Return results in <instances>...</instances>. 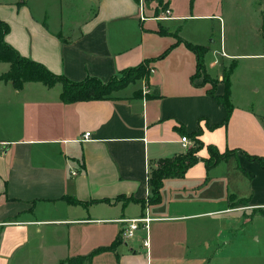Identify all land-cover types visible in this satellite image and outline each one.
<instances>
[{
  "label": "crops",
  "instance_id": "0c3cea01",
  "mask_svg": "<svg viewBox=\"0 0 264 264\" xmlns=\"http://www.w3.org/2000/svg\"><path fill=\"white\" fill-rule=\"evenodd\" d=\"M74 1L0 0V20L9 26L4 41L72 82L88 77L107 82L123 69L156 58L150 63L153 71L147 82L138 79L108 98L76 102L61 99L59 82L26 81L17 88L0 79V264L31 241L37 255L53 253V230L73 227L81 229L75 232L78 240L86 235L90 246L81 252L69 242L70 255L57 263L98 248L103 249L83 264L99 257H114L118 264L209 262L213 254L188 251L200 248L206 238L196 230L202 225L231 226L236 193L218 170L223 163L236 158L254 192L249 200L239 199L251 208L264 207V166L239 151L264 157V123L260 113L233 103L230 90L233 110L220 125L226 110L207 94V84L196 75L195 53L178 37L207 48L204 72L216 80V93L224 90L228 64L235 67L242 56L264 53L227 50L222 37L219 48L212 37L207 43L201 40L198 22L217 17L208 11L218 0H85L72 9ZM260 25L261 19L258 29ZM8 68V62H0V76ZM153 87L161 97L151 96ZM141 89L145 93L134 95ZM199 129L198 161L182 175L165 177L159 198L148 202L152 171L185 155L194 142L191 134ZM86 132L89 136L83 138ZM184 136L189 141L185 147ZM208 145L229 156L207 168ZM66 196L83 204H70ZM143 213L153 218L147 232L139 229L122 239L121 220ZM164 220L189 221L178 232H150L153 223ZM216 239L215 254L220 246Z\"/></svg>",
  "mask_w": 264,
  "mask_h": 264
},
{
  "label": "rangeland",
  "instance_id": "374dc122",
  "mask_svg": "<svg viewBox=\"0 0 264 264\" xmlns=\"http://www.w3.org/2000/svg\"><path fill=\"white\" fill-rule=\"evenodd\" d=\"M143 1L145 3L149 2V0ZM155 3H157V1L153 2V4ZM84 5L85 0H75L72 9ZM212 5V10L208 12L217 15V17H213L211 20H201L198 22L203 25V29L200 32L201 40L207 43L210 41L209 38L212 37L214 39V46L219 48L220 37H222L223 44H225L227 50L231 47L236 49V52L239 54H249L257 51L264 53V38L262 35L264 33H261L260 26L258 29V23L261 19L260 11L261 8H264V0H218L215 5L214 2ZM63 9L64 12L67 11L64 7ZM164 13L167 14V10H165ZM208 34L210 37H208ZM23 62V60H19V63ZM230 65L234 64H228V66ZM142 67H144L145 71H148V76L152 74L153 70L150 64H144ZM30 70L33 72L35 71L33 68ZM133 72L134 71H124L119 74L115 80L121 79L124 74ZM231 74L230 79L232 84L230 90L233 103L247 105L258 114L260 113L264 118V55L257 57L242 56V58L237 60L236 66ZM200 77L201 83L207 84L208 89H212L215 80L211 79L206 74H201ZM144 91L145 90L141 89L142 93H145ZM197 147L198 144L193 142L192 146L187 148L186 152ZM209 153L212 159L218 157L215 151H210ZM237 165L236 158L232 157L218 169H221L222 173L224 172L225 176L228 177L227 185H229L230 191L236 193L235 199L232 198L231 226L227 225L226 228H223V226L219 225V222L215 225L211 224L210 228H205L202 225L200 230H196L199 231L197 233L201 237L206 236V238L202 241L200 248L188 251V253L204 254V256L209 257L213 254L210 261L205 262V264H264V214H261V210H264V207L251 208L247 206L243 200L239 199L247 197L249 200L254 192L248 184L249 179L247 175L242 174L237 168ZM166 166L167 165L163 163L158 170L167 168ZM220 194L218 189H216L214 197L219 199L221 197ZM166 204L167 202L163 203V206ZM145 214L146 213H143L142 215ZM142 215L134 218H140ZM217 216L219 215L217 214ZM202 219L203 218L193 219V222H195L194 224L198 222L201 223ZM187 222L178 220L157 221L152 224L149 230L150 232L155 231L161 234L164 231L168 233L174 231L178 232L177 230ZM211 222L213 221L211 220ZM190 224L193 223L190 222ZM67 230H62L61 228L53 230L56 232L54 237L58 240H56L57 246L53 253H40L37 255L36 250H34V244L31 241L18 250V252H15L10 259H8V263L6 264H60V262L65 259H61L57 263L56 261L59 258L70 255L71 250L67 248L69 242L73 244L74 248L81 252L89 248L90 242L86 235L80 240L76 237L75 232H80L81 229L73 227ZM221 230L224 232H221ZM68 236L69 241L67 239ZM215 236L220 245L218 253L216 254V248L215 245H213ZM222 240H224V243H222ZM116 243H119V240ZM100 249L98 248L96 250L97 253ZM111 258L112 259L99 257L93 264H118L114 257Z\"/></svg>",
  "mask_w": 264,
  "mask_h": 264
},
{
  "label": "trees",
  "instance_id": "16d2710c",
  "mask_svg": "<svg viewBox=\"0 0 264 264\" xmlns=\"http://www.w3.org/2000/svg\"><path fill=\"white\" fill-rule=\"evenodd\" d=\"M261 25L260 30L261 33H264V11H260ZM9 30V26L3 20H0V62L5 61L9 63V68L7 72L3 73L0 76V79L9 80L13 86L20 87L23 82L26 81H39L44 85H52L55 82H60L63 85V90L61 92V99L66 102H76L78 100H93V99H103L108 98L113 91L123 89V87L127 86L130 83H134L138 79H145L147 82L149 80L148 71L144 70L142 67L144 64L148 65L152 63L156 58L147 59L143 62L137 64V66L123 69L118 74L112 76L108 79L107 82H102L96 77H88L78 82H72L67 80L63 76H58L49 70H46L40 63L30 60L25 56H22L16 51L12 46H10L6 41H4V34ZM163 33L164 31L161 30ZM183 41L186 46L193 50L196 55V65L197 72L196 75L200 76L201 74H205L204 65H203V56L208 51L205 46L202 45H193L182 38L178 37V42ZM168 50V49H167ZM165 51L158 58L163 57L167 54L168 51ZM19 60H23V63H19ZM34 69L35 71H31L30 69ZM234 65H230L227 69V72L223 73V82H224V90L222 93H216L214 86L216 80L213 82L212 89L207 90V94L216 100L218 104H220L224 110H226V114L224 120L220 123V125H225L232 112V102H231V94H230V86L231 80L229 79V75L232 72ZM124 71H134L133 73H127L122 76L121 79L115 78ZM15 72V73H14ZM115 80V81H114ZM141 93L140 90L136 92L134 95L138 96ZM160 90L156 87H153L151 91L152 97H161ZM263 118V117H262ZM264 119V118H263ZM217 126L214 125L212 129ZM201 129L191 134L192 140L198 144L197 148L190 149V151L186 152L185 155L176 157V159L172 160L167 168L158 170L160 167L155 168L152 171L151 179H150V187H151V196L148 202H156L159 198L160 185L162 180L165 177L170 175H182L185 173V169L190 165L194 164L198 161V156H196V152L202 146V141L198 140L197 137L200 134ZM208 153L210 151H215L217 158L212 159V156L209 153V158L206 159V167L210 168L215 165L216 162L226 159L229 155L224 153H218L216 147L213 145L207 146ZM236 151V150H235ZM243 154L247 155V157L251 160H258L262 166H264V157L256 156L252 154H248L247 152L241 151ZM226 153V154H225ZM168 163V162H167ZM66 200L70 204L81 205L82 202L76 200L73 197L66 196ZM264 214V210H261ZM100 249V248H99ZM97 253V251H92L83 256H72L68 257L64 261H61L60 264H83L84 262H89L93 258V256Z\"/></svg>",
  "mask_w": 264,
  "mask_h": 264
},
{
  "label": "built area",
  "instance_id": "2783aa9c",
  "mask_svg": "<svg viewBox=\"0 0 264 264\" xmlns=\"http://www.w3.org/2000/svg\"><path fill=\"white\" fill-rule=\"evenodd\" d=\"M169 12V10H167V13ZM169 17L167 14L165 17L163 18H167ZM89 136V132L84 133V137L86 138ZM180 141L183 145V147H185L187 145V143L189 142L186 138V136L181 137ZM151 220H153V218L149 217L147 214L142 215V217L140 218H127V219H122L121 222L123 223L122 228L120 230V236L122 239L127 240L128 238H131L135 235L136 231L139 229H144L147 232V228L149 223L151 222ZM142 244L144 247H147L148 245V236H146L143 241Z\"/></svg>",
  "mask_w": 264,
  "mask_h": 264
}]
</instances>
